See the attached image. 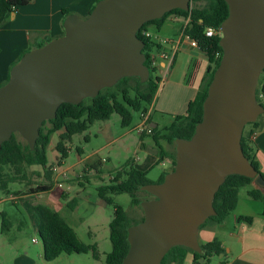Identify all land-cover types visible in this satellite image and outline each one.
Masks as SVG:
<instances>
[{
	"label": "water",
	"instance_id": "1",
	"mask_svg": "<svg viewBox=\"0 0 264 264\" xmlns=\"http://www.w3.org/2000/svg\"><path fill=\"white\" fill-rule=\"evenodd\" d=\"M220 28L221 60L203 102V118L191 138L176 140V165L161 182L141 189L153 198L141 204L144 219L128 227L129 250L121 264H161L174 246L202 252L198 230L217 214L216 192L232 174L252 178L264 192V176L241 144L246 124L264 113L257 98L264 70V0H226ZM192 0H99L87 17L68 15L64 34L28 50L0 86V150L19 133L32 150L44 121L66 102L79 104L124 77L150 79L146 22Z\"/></svg>",
	"mask_w": 264,
	"mask_h": 264
},
{
	"label": "crops",
	"instance_id": "2",
	"mask_svg": "<svg viewBox=\"0 0 264 264\" xmlns=\"http://www.w3.org/2000/svg\"><path fill=\"white\" fill-rule=\"evenodd\" d=\"M98 1L31 0L25 5L16 7L8 18L1 19L0 86L7 82L12 66L25 52L64 33V9L87 17ZM188 23V18L179 14H171L159 29L156 26H154L155 30L151 26L149 27V30L157 37L170 38L172 41L162 46L169 53L170 58L159 61L156 72L161 90L157 91L147 111L150 112L148 126L152 129L157 128L156 133L161 132L163 134L164 128L170 126L177 115L187 113L190 101L196 97L207 76L208 56L201 48L193 46L184 34ZM263 82L264 80L261 81V84ZM261 102L264 105V97ZM145 113L139 112V122L135 128L143 122V114ZM165 114L171 117L170 124H163L154 118L155 115L158 118H164L163 115ZM108 120H98L102 121V124H99L94 130V139L98 144L96 149L85 154L87 146L92 143L90 131L94 127L93 123L86 131L73 135L71 141L66 143L69 155L62 160V163H58L60 153L56 149V144L63 130L54 132L47 148V166L52 171L51 179L49 180L45 176V166L38 164L27 166L28 177L20 180V195H18L20 200L14 202L18 205L20 220L15 218L12 221L8 214L3 211L0 222V227H2L3 220L6 219L9 221L10 227L15 223H20L21 228L26 223L27 216L31 225L38 231L36 220L33 217V208L37 203L46 204L64 217L74 228L81 241L95 244L99 251V257H94L92 252L62 253L54 260L48 261L44 257L42 245L41 250L37 251L36 257L31 256L30 251L24 247L25 254L23 255L25 256L20 264H106V255L111 250L102 249V240L107 241L109 239L112 249L110 223L114 218V210L109 214L108 205L110 204L99 193L95 196L88 192L87 185L90 182L99 186L107 185L116 171L128 169L127 163L147 171L148 177L158 164L162 166L168 164L169 168L171 167L172 158L170 154L172 151L169 149L171 143L166 139L161 138L160 142L168 153H165L160 159L155 139L147 142L149 140L147 137L150 134L153 135L154 131L150 133L146 128L140 132L136 129L138 133V138H136L132 136L130 130H113L108 124ZM258 120L262 125L258 128L247 126L245 134L252 139L256 159L264 173V113L258 117ZM116 141H121L124 150L127 152L130 150L127 141L131 143L136 141L135 155L129 157L124 163L120 161L119 166L111 163L110 158L99 156L102 150L107 149ZM49 149L56 153L55 160H50ZM72 154H75L76 158L67 165V160ZM97 163L100 164L96 169L93 165ZM162 172L169 171L164 168ZM65 174L66 177L64 178ZM107 177L108 182H105ZM62 180H64V185L60 188L57 183ZM35 181H41V184H50V188L35 191L34 189L39 186L34 183ZM247 186L248 188L244 192L240 190L236 208L222 222L210 220L198 230V239L201 245L215 239L220 241L222 252L214 254L210 264H264V201L252 198L248 194V190L254 185ZM7 194L14 193L7 192ZM81 234H86L89 238L88 241H84ZM13 244L15 245V243ZM16 246L18 247V244ZM17 259L18 257H13V264L19 263ZM169 264H177V262L171 260ZM181 264H194V254L188 252Z\"/></svg>",
	"mask_w": 264,
	"mask_h": 264
},
{
	"label": "trees",
	"instance_id": "3",
	"mask_svg": "<svg viewBox=\"0 0 264 264\" xmlns=\"http://www.w3.org/2000/svg\"><path fill=\"white\" fill-rule=\"evenodd\" d=\"M29 1L31 0H0V21L1 19L8 18L16 7L25 5ZM199 1L202 0H192V8L190 10L175 8L165 13L162 18L150 20L143 24L138 31L139 38L145 42L144 53L146 54V64L148 65V50L152 49L154 42L143 34V31L148 30L151 25L159 29L169 15L179 14L189 19L184 33L197 40L199 48L206 53L209 59L205 82L196 97L190 101L187 113L177 115L175 121L170 126L164 128L165 133L163 134L161 132L156 133L157 128H153V137L159 149L160 159L165 153H168L160 142L161 138L166 139L169 143L176 144L178 138L189 139L194 134L197 124L203 118V102L207 96L208 87L213 79L214 72L221 60V54H223L220 45L221 36H207L205 31L207 27L219 28L221 26L229 15V5L226 0H206L208 4L203 7L195 5ZM70 14L73 13L64 9L65 18ZM50 40L51 38L47 42ZM44 44L42 43L39 46ZM217 53H220V55L217 56ZM9 78L10 73L8 80ZM131 81H134V83H131ZM158 88L159 77L154 74H151L150 79L146 82H141L137 76L124 77L113 87L102 89L94 98H86L79 104L63 103L58 108L55 118L44 121L34 150L30 148L19 133H14L9 140L3 143L0 150V188L6 191L10 183L26 179L28 177L26 172L27 166L34 164L45 166V176L50 180L52 171L47 166V148L54 132L63 130L56 144V149L60 153L58 163H62V160L66 159L69 155L66 143L71 141L73 135L86 131L90 125L98 120L110 119L113 113H118L121 116L122 126H130L134 120V112L148 111ZM259 91L264 92V82L261 84V81H259L257 94H259ZM86 100H89V102H86ZM47 124L50 125L47 126ZM261 125L262 123L257 118L256 121L246 124L245 129L247 126L258 128ZM245 129L241 138L244 153L258 172L264 176L254 153L252 139L245 134ZM170 155L175 166L176 152H172ZM99 164L97 163L93 167L97 169ZM126 166H128V169L116 171L114 177L107 185L98 187L99 195L108 204L114 206V218L110 223L112 249L106 255V264L122 263L130 246L128 227L144 219L143 217L140 221H132L124 207L115 203L113 195L129 193L132 197V204L141 206L144 201V199L138 196V193L143 191L141 187L154 182L148 177L147 171L140 170L131 163H127ZM167 173H163L157 182L163 181ZM250 184H252V178L247 176L240 174L227 176L216 192L213 201L217 214L209 217L206 222L210 220L222 222L236 208L240 189ZM49 188L50 184H41L34 190L43 191ZM248 194L254 199L264 201V192L255 187L250 188ZM33 217L36 220L38 232L43 242L46 260H54L62 253L92 252L94 257H99L97 246L81 241L74 228L58 211L46 204L37 203L33 208ZM203 225L204 223L201 226ZM9 227V221L4 219L2 228L7 230ZM201 246L202 252H196L183 245L174 246L164 256L161 264H169L171 260H175L177 264H181L188 252L194 254V264H210L211 257L214 254L222 252L220 241L217 239Z\"/></svg>",
	"mask_w": 264,
	"mask_h": 264
},
{
	"label": "rangeland",
	"instance_id": "4",
	"mask_svg": "<svg viewBox=\"0 0 264 264\" xmlns=\"http://www.w3.org/2000/svg\"><path fill=\"white\" fill-rule=\"evenodd\" d=\"M208 2L206 0L199 1V3H195V5L198 6H206ZM151 28L154 29V25H151ZM264 80V71H262L259 81ZM131 83H134V81H131ZM259 83V82H258ZM158 90H161V85L159 84ZM158 91V92H159ZM86 102H89V100H86ZM134 120L130 126L123 127L121 125V117L118 113H113L110 119L108 120V124L111 126L113 130H130L132 132V136H135L138 138V133L135 128L136 124L139 122V112H134ZM164 118H158L157 115L154 116L155 120L162 122L163 124H170L172 119L167 114L163 115ZM99 124H102V121H97L94 123V127L91 128V139L92 143L87 146L85 150V154L90 153L93 149H96L98 146L97 142L95 141V133L94 130L99 126ZM50 124H47L49 126ZM165 133V132H164ZM147 138H149L148 141H153L154 137L152 134H150ZM135 140V138H134ZM83 143H85L83 141ZM127 143L130 145V150L127 152L123 148V143L121 141L114 142L110 147L107 149L102 150L99 153V156L102 158H110L111 163H113L116 166L120 165V161L124 163L129 157H133L135 155V144L136 141L130 142L127 141ZM169 149L174 153L176 152V144H170ZM50 160H55V152L52 151V149H49L48 151ZM76 158L75 154H72L70 159L67 160V165L71 163L72 160ZM171 167L169 168V165L162 166L160 164L156 165L154 167L155 170H153L149 177L153 181H158L160 175L163 173V169L166 168L168 171H172L174 164L173 160L171 163ZM82 167V165H81ZM105 182H108V177ZM34 183H37L38 185H41V181H35ZM104 183V182H103ZM10 188L6 190L7 192H13L14 194L20 195V180L16 182H12L9 184ZM98 186L93 182H90L87 185V191L91 194L97 196L98 194ZM248 188V186L242 187L240 190L245 191ZM5 190L0 188V197L3 198L2 202H0V222L2 221L1 213L4 211L8 214V216L12 219V221L15 218H18L20 220V211L18 208V205L14 203L13 201L7 200L6 196L8 195ZM138 196L144 200L152 199L153 196L147 192V191H140L138 193ZM115 203L120 204L124 207L126 210L128 216L132 221H140L144 217V211L142 206L139 205H133L132 204V197L129 193H121L117 194L114 197ZM109 214L113 212L114 206L108 205ZM82 239L84 241H88V236L85 234H81ZM34 239H37V242L34 241ZM15 243V245L13 244ZM18 244V247L16 246ZM43 245L42 239L39 235V232L34 228V226L31 225L30 220L26 216V223L20 228L19 224H14L12 227H10L9 230L3 229L0 227V264H13V257H18V261L20 264L21 261L24 259L23 254H25V251L23 250L24 247H26L30 251V255L33 257L37 256V251H40L41 246ZM102 249L106 251L111 250V243L108 239L107 241L102 240ZM6 261V262H5ZM5 262V263H4Z\"/></svg>",
	"mask_w": 264,
	"mask_h": 264
},
{
	"label": "built area",
	"instance_id": "5",
	"mask_svg": "<svg viewBox=\"0 0 264 264\" xmlns=\"http://www.w3.org/2000/svg\"><path fill=\"white\" fill-rule=\"evenodd\" d=\"M207 36H214V35H219L222 36V30L221 28H213V27H207L206 31H205ZM143 34H145L147 37L151 38V40L154 42V45L152 47L151 50H148V57H149V68H150V72L151 74H154L155 76H157V72L156 69L159 65V61L160 59H169L170 55L169 53L162 47L165 44H169L171 43V39L170 38H166V37H157L153 32H151L149 29L148 30H144ZM185 34V33H184ZM186 37L189 38L191 44L195 47H199L197 40L191 38L189 35L185 34ZM220 53H217V56H219ZM222 56V54H221ZM258 88V87H257ZM264 97V92L263 91H259V94H257V98L259 101H261V99ZM144 120L143 122L137 126V130H139L140 132H142L144 129L147 128L148 132H152L153 129L148 126V122L150 119V112H146L145 114H143ZM254 137V136H253ZM252 137V138H253ZM66 177V174L64 175V178ZM64 180L62 181H58L57 185L62 188L64 185ZM7 200L16 202L20 200V196L15 195V194H8L6 196ZM3 198L0 197V202H2ZM35 242H37V239H34Z\"/></svg>",
	"mask_w": 264,
	"mask_h": 264
}]
</instances>
